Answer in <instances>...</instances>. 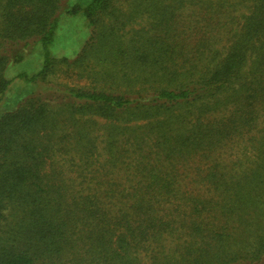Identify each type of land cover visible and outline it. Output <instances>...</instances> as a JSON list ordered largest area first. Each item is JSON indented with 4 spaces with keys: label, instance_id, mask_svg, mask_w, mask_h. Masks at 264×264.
I'll return each mask as SVG.
<instances>
[{
    "label": "trees",
    "instance_id": "obj_1",
    "mask_svg": "<svg viewBox=\"0 0 264 264\" xmlns=\"http://www.w3.org/2000/svg\"><path fill=\"white\" fill-rule=\"evenodd\" d=\"M113 1L0 0V102L11 85L6 68L34 46L42 68L19 78L35 85L54 75L66 62L49 52L60 20L82 15L92 37L72 64L107 60L116 86L60 91L76 114L113 124L117 133L128 125L137 156L132 182L119 183L109 169L120 152L107 142V157L88 171L96 163L88 143L77 149L83 173L63 179L46 169L54 154L52 134L44 132L46 101L30 96L1 114L0 264H264V128L252 169L225 175L214 158L256 132L264 114V0H251L222 56L198 48L189 66L186 39L175 28L185 0L145 1L161 5L158 34L128 48V59L112 50L113 32L100 30ZM198 46L205 47L203 38ZM74 138L87 141L85 133ZM190 163L205 167L204 197L179 189V171Z\"/></svg>",
    "mask_w": 264,
    "mask_h": 264
},
{
    "label": "rangeland",
    "instance_id": "obj_2",
    "mask_svg": "<svg viewBox=\"0 0 264 264\" xmlns=\"http://www.w3.org/2000/svg\"><path fill=\"white\" fill-rule=\"evenodd\" d=\"M145 1L147 0L113 1L110 14L100 24V30H111L115 35L117 44L112 50L127 52V59L128 48L130 49L133 44L147 43L149 38L158 34V30L153 27L156 25L154 15L161 10V5L152 7ZM250 5L251 0H185L175 15L176 33L183 35L186 39L183 47L185 53L183 57L186 62L183 66H189L198 48L202 53H217L222 56L231 35L238 32L243 17L248 14ZM91 37L92 30L88 28L82 15L63 17L49 52L58 59L64 58L66 62L58 63L54 75L46 82L35 85L19 78V75L31 76L40 71L42 54L39 47L34 46L21 62L9 65L4 74L7 79L11 80V85L0 102V115L16 109L24 99L30 96L40 97L48 105L44 132L52 134L51 146L54 151L52 158L46 163L47 171L59 170L63 179H75L78 173H83L81 171L84 168H78L81 165L79 162L81 157H78L77 149L85 147L88 143L94 148L92 152L96 157L94 158L96 163L90 160L91 166L88 171L93 168L97 169L102 160L107 157L105 152L107 151L106 146L109 145L107 142H109L112 144L110 150L120 152L113 167L108 168L109 178L119 183H124L128 179V184H130L134 177L133 171L137 156L132 155L135 148L128 136V125L120 124L118 134L114 131L113 124L109 126L100 118L76 114L74 105L61 93L67 88L112 90L113 86H116L110 77V74L116 71L107 60H91L83 67L72 64L81 48ZM201 38L204 39L205 47L198 46ZM132 40L134 43H131ZM124 65H128V62ZM122 72L128 74L126 68H123ZM119 75L121 76V73ZM122 89L128 90L127 88ZM220 116L214 115L215 118ZM142 124L134 123L130 128L136 129ZM263 128L264 114L258 119L256 132L233 139L215 153L214 158L225 171V175L237 176L240 172L254 167L258 137L263 133L259 131ZM75 133H85L87 141L76 144L74 141L76 139H73ZM141 147L143 148L141 152L144 154L147 147L151 146L146 140ZM121 161H124L123 165ZM204 169L202 163L186 164L177 177L180 191H186L191 195L200 194L204 197L205 186L200 181L202 175L200 170ZM242 230L243 228L239 232Z\"/></svg>",
    "mask_w": 264,
    "mask_h": 264
}]
</instances>
